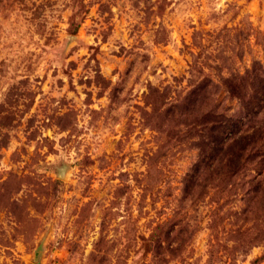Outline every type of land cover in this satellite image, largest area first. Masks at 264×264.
I'll list each match as a JSON object with an SVG mask.
<instances>
[{
    "label": "rangeland",
    "instance_id": "obj_1",
    "mask_svg": "<svg viewBox=\"0 0 264 264\" xmlns=\"http://www.w3.org/2000/svg\"><path fill=\"white\" fill-rule=\"evenodd\" d=\"M0 264H264V0H0Z\"/></svg>",
    "mask_w": 264,
    "mask_h": 264
}]
</instances>
